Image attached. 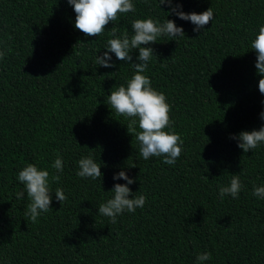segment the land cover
Returning a JSON list of instances; mask_svg holds the SVG:
<instances>
[{"label":"trees","instance_id":"1","mask_svg":"<svg viewBox=\"0 0 264 264\" xmlns=\"http://www.w3.org/2000/svg\"><path fill=\"white\" fill-rule=\"evenodd\" d=\"M0 264H264V0H0Z\"/></svg>","mask_w":264,"mask_h":264}]
</instances>
